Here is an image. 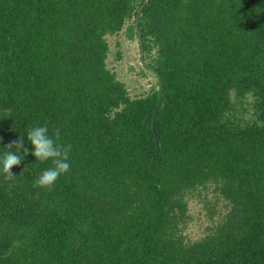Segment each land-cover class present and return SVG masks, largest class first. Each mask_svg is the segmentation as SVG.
<instances>
[{"label":"trees","instance_id":"trees-1","mask_svg":"<svg viewBox=\"0 0 264 264\" xmlns=\"http://www.w3.org/2000/svg\"><path fill=\"white\" fill-rule=\"evenodd\" d=\"M136 17L154 83L131 96L107 37ZM43 125L72 145L50 190ZM20 136L0 264H264V0H0V155Z\"/></svg>","mask_w":264,"mask_h":264},{"label":"clouds","instance_id":"clouds-1","mask_svg":"<svg viewBox=\"0 0 264 264\" xmlns=\"http://www.w3.org/2000/svg\"><path fill=\"white\" fill-rule=\"evenodd\" d=\"M26 136L32 145L31 155L36 161L40 163L50 161L52 165L40 174L33 182V186L50 190L61 176L70 171L69 156L72 145L60 142L59 128L54 130L53 135H49L47 125L30 128ZM4 149L6 151L0 155V175L6 180H12L15 175L11 170L22 163L29 154V149L24 146V136L10 142Z\"/></svg>","mask_w":264,"mask_h":264},{"label":"rangeland","instance_id":"rangeland-1","mask_svg":"<svg viewBox=\"0 0 264 264\" xmlns=\"http://www.w3.org/2000/svg\"><path fill=\"white\" fill-rule=\"evenodd\" d=\"M110 52L107 59L110 67L128 88L130 95L135 96L144 93L154 83V77L148 72H142L139 68V50L137 41L129 40L125 30L118 35L107 37ZM140 67L146 70L142 65ZM189 212L192 215L190 225L186 230L187 235L195 237L201 230L205 219V211L201 204L190 202Z\"/></svg>","mask_w":264,"mask_h":264},{"label":"water","instance_id":"water-1","mask_svg":"<svg viewBox=\"0 0 264 264\" xmlns=\"http://www.w3.org/2000/svg\"><path fill=\"white\" fill-rule=\"evenodd\" d=\"M135 33H136V39H137V43H138V47H139V60H140V64L147 67V68H150L144 58H143V44H142V40H141V35H140V31L138 29V20H137V17H136V20H135ZM155 75H156V80H157V102H156V107L155 109L158 107V105L160 104V101H161V96H162V83H161V78L159 76V74L157 72H155ZM154 120H155V110L153 111V115H152V130H154L155 128V124H154Z\"/></svg>","mask_w":264,"mask_h":264}]
</instances>
